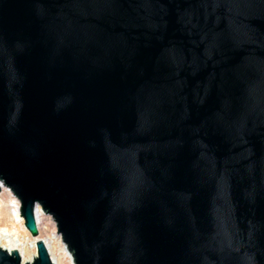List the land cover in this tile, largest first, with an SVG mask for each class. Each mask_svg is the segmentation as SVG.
Wrapping results in <instances>:
<instances>
[{"label": "water", "instance_id": "water-1", "mask_svg": "<svg viewBox=\"0 0 264 264\" xmlns=\"http://www.w3.org/2000/svg\"><path fill=\"white\" fill-rule=\"evenodd\" d=\"M1 187L73 264H264V0H0Z\"/></svg>", "mask_w": 264, "mask_h": 264}, {"label": "bare ground", "instance_id": "bare-ground-1", "mask_svg": "<svg viewBox=\"0 0 264 264\" xmlns=\"http://www.w3.org/2000/svg\"><path fill=\"white\" fill-rule=\"evenodd\" d=\"M0 203L7 208L0 209V248L8 253L16 252L21 264L31 263L36 257L35 244L42 241L52 264H73L71 255L67 252L58 234L54 231L47 236L41 235L40 222L43 214L37 210L38 236L32 237L25 230L19 212V203L4 187L0 190Z\"/></svg>", "mask_w": 264, "mask_h": 264}, {"label": "rangeland", "instance_id": "rangeland-1", "mask_svg": "<svg viewBox=\"0 0 264 264\" xmlns=\"http://www.w3.org/2000/svg\"><path fill=\"white\" fill-rule=\"evenodd\" d=\"M0 209L5 210L6 213H3V214H5V215L7 214V208H5V205L3 203H0ZM40 223H41L40 224L41 235L47 236L52 231H54L56 233L55 225H54V223L50 217L44 215L43 218H41Z\"/></svg>", "mask_w": 264, "mask_h": 264}, {"label": "built area", "instance_id": "built-area-1", "mask_svg": "<svg viewBox=\"0 0 264 264\" xmlns=\"http://www.w3.org/2000/svg\"><path fill=\"white\" fill-rule=\"evenodd\" d=\"M37 219H38V217H37V213H36V223H37ZM50 259V258H49ZM51 261V260H50Z\"/></svg>", "mask_w": 264, "mask_h": 264}]
</instances>
